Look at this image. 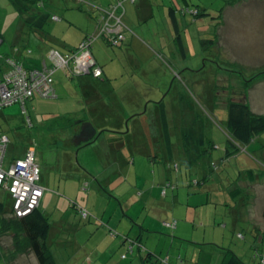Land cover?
<instances>
[{
  "label": "crops",
  "instance_id": "1",
  "mask_svg": "<svg viewBox=\"0 0 264 264\" xmlns=\"http://www.w3.org/2000/svg\"><path fill=\"white\" fill-rule=\"evenodd\" d=\"M76 1L82 3L83 0ZM86 1L91 5L102 8H109L111 5L113 6L118 2V0ZM163 3L164 2L161 0L123 1V16L121 19L126 26V29L123 30V40L117 46H111L106 40L98 38L92 42L90 48L92 57L102 70L100 78L96 79L91 75L75 76L67 69L63 68H57L52 74L55 94L53 97L45 99L56 100V105L59 109L63 110L64 113H73L74 116L76 114H82L85 117H90L91 121L71 120L70 125L72 123L74 125L77 124L74 128L64 129L62 127L61 130L65 136L64 140H66L64 143L66 147V163L63 173H58V176L51 177L43 170L41 164L38 166L39 185L43 188V195L40 200L39 208L47 216L51 229L48 244L50 246L54 243V239L56 241V238L58 239L61 236H65L69 239L72 250H74V252L71 253V257L79 252L81 248L87 250L80 264H96L95 262L100 260L102 261L100 264H166L165 261L167 264H200L198 258H196L197 261L193 260L194 256H190V262L184 259L187 257L188 253L187 247L184 248V256H181L179 253L175 254L172 248L168 251L166 250V252L164 250L169 240H172L171 245H173V243H176L175 241L177 238L179 240L182 238L188 239L189 231H194L193 227L187 226L190 224L188 221H176L174 219L176 203L183 204V201H185L186 207L192 209L196 214L198 211L197 208L202 206H206L211 215L213 212L218 211V208L222 211L225 210L224 212L229 210L230 212H235L234 222L236 224L241 223L249 229L250 240H248L247 245H250L249 249L252 250L250 263L260 264L259 255L264 252V219L261 215L264 205V195L261 199L262 208L260 214L258 212L253 214V203L251 201H253L254 191L245 186L248 184H250L248 186L258 185L259 183H257V181L264 180V173L262 175L253 173V169L250 168V163L247 161V159H250L247 157L245 159L243 153L244 150L251 148L253 145L252 142L259 135L248 145H241L239 149L229 157H225V147L227 143L223 149L222 156L221 153L219 154V162L222 165L227 162L231 164L232 160H241L240 166H238L241 171L237 172L234 181L230 177H226V181L230 178L231 182H223L219 173L214 174V171H218V168L213 161L209 162V159L213 155L210 151L199 154L200 160L195 164L196 173L199 175L200 179H193L189 182L187 171H182L180 168L174 167L179 175L174 179L175 181H172L173 171L170 173L167 171L166 167H156L155 163L160 159L168 160L169 157H175V149L182 147V141L190 142L192 140L191 136H180V138L177 139V144H175L173 142L176 130L174 128L175 125L172 124L169 126L166 118V111L160 109L159 105L161 102L152 103L154 106H159V112L154 114L155 126L152 127L149 125L146 127L143 123L145 118L144 115L146 114L142 113L143 110L140 111L143 106L140 99L137 98V93L130 91L129 94L118 96L114 89L112 90L109 88V85L113 83L112 79H140L143 66L146 69L148 67H154L153 64H155V66L161 65L152 48L137 41L134 33L149 32L150 34L151 31H145L144 27H146L150 21L154 20L155 8H158L160 4L163 5ZM174 6V4L170 5V7L174 8L173 13L176 18ZM91 7L92 6H90V8ZM161 10H165V7H162ZM169 11L170 9H168V13ZM97 15V11L95 10L93 11L91 9L90 12H88L89 20L86 26L80 25L82 29L75 28L78 32L75 36V40H71V36L69 35L73 34L72 26L63 23L61 18L56 16L58 20L52 21L57 22L58 25H56V27L60 31L62 30L65 37H63V41L60 42L62 43L59 45L60 47L55 49L65 53L68 52V50L78 47L87 36H91L96 31L98 25L96 19ZM66 34L69 35L67 36L69 40L66 39ZM26 35L27 43H29V41L31 42L34 38L35 42L38 41V46L45 49L46 53L45 51H41L42 59H40L41 61L39 64L41 65L44 63L48 66L50 64L49 50L54 47L45 48V43H47V41L38 39L37 36L30 33L28 29ZM95 42L99 43L93 49ZM134 42H137L138 45L133 46ZM23 45L24 47L28 46V44ZM107 46L111 47L112 50L116 49V51H109ZM136 47L144 52V59L142 56H139V54L138 57L127 55V52L135 50ZM181 47H178L180 59L177 60L174 52L171 53V58L173 63H176L179 68H184L188 66L190 62L187 63L186 48L185 45H183V41ZM15 58L24 65L26 63L29 66L37 65L34 64V59L31 58L29 54L25 55L22 53L21 56ZM1 59L3 60L4 58L1 57ZM1 59L0 73L6 70L4 60L2 61ZM126 60L130 63L128 64ZM143 60L145 65H143ZM125 62L129 65L131 71H124L125 68L123 65ZM177 76L178 79L181 78L180 75ZM145 77L146 79H150L149 74L144 75L141 79ZM107 79H109V81H107ZM131 86H135V83L132 81ZM38 98L41 97L33 95L28 101L31 102ZM120 99H124L125 102L130 105L134 104L135 107L130 109L122 107L119 102ZM71 103H75L76 108H71ZM0 116L2 118L6 117L4 108L0 110ZM141 121L142 123H140ZM84 124H90L93 127L95 138L90 144L79 143L75 145L72 143L71 139H75L80 132V128ZM0 134H4V132L0 130ZM262 134H264V132L260 135ZM200 139V130H198L197 134L193 136V140L199 141ZM76 146L82 147L81 156H79V152L76 154L77 157L73 156ZM171 147L175 148L172 154L169 152V148ZM30 149H32L33 155H35L34 147L27 146L22 155L16 159L23 158ZM259 151L264 158V145H260ZM155 152H157L161 158H157L158 156ZM179 155L181 154H177V156ZM187 156L185 155L184 161H186ZM154 158L158 160H154ZM201 159L204 164L201 163ZM12 160L14 159H9L6 164L9 165ZM161 162L160 160V163ZM168 163L167 161L165 165ZM251 164L253 165V163ZM135 168H140L144 170V172L136 173V171H132ZM150 168H153L152 173L148 171ZM167 168L170 169L168 165ZM183 174L185 177L187 176L186 179H184ZM184 180H186V184H184ZM197 181H201V183L196 185L195 183ZM226 183H229V185L227 186ZM245 183L246 185H243ZM179 184H181V186L185 185V188H188L191 184L199 187V189L189 193L190 189L184 191L183 187H178ZM89 187L91 188L90 191ZM142 189H144L143 191H145L146 195H150V198L153 199L152 201L154 204L150 206L153 207L155 205V207H157L154 211L159 213L158 222L153 220L151 216L146 215L145 218H149L150 221L147 222L144 218L143 222L139 224V219L135 218L137 215L133 217L125 210V207H128L127 203H131L128 196L133 200H137L138 196L140 195L141 197L143 193L138 192L136 195V192L142 191ZM101 191H108L110 195H105V193ZM182 191L184 192L183 194H181ZM71 194L75 195L73 199L64 196ZM153 196H155V198H152ZM239 196L247 197V202H245V199L240 200ZM114 199L117 200L118 204L113 203ZM249 199H251V201ZM59 203L62 205L64 211L69 208L71 213L66 211L68 214L53 218L54 204ZM77 207H84L91 216L90 220H82L76 211ZM9 208L8 206V209ZM143 208L144 205L141 206V209ZM74 214H76V216L71 219V216ZM97 219L99 220L97 221ZM190 225L192 226L193 223ZM202 226L203 228L200 229H203V236L199 238V240L203 242L206 241V243L214 246V237H210L209 239L206 237L209 229L212 234L217 233L222 242L224 241V231L221 228H218L216 231L214 226L211 227L207 225V221L201 222V227ZM110 230H112L111 233ZM127 230L134 236L137 234L136 238H130L126 234ZM115 231L120 232L122 235H119ZM165 232L172 233L170 239L167 238L168 236ZM128 237L129 239L136 240L137 243L131 244ZM236 237L240 240L244 239L243 235L240 233H237ZM199 240L191 238V241H194V243L200 242ZM257 241H259L260 244H258ZM59 242L61 244L65 242L68 243V241L61 242V240ZM254 243H257L259 247L254 248ZM89 246H91V248H89ZM105 249H107V251H105ZM243 253V251H240L241 255ZM122 255H125V258H122ZM146 256H148V258ZM222 258L223 254L220 253L212 257L207 256L205 260H208L207 264H221Z\"/></svg>",
  "mask_w": 264,
  "mask_h": 264
},
{
  "label": "rangeland",
  "instance_id": "2",
  "mask_svg": "<svg viewBox=\"0 0 264 264\" xmlns=\"http://www.w3.org/2000/svg\"><path fill=\"white\" fill-rule=\"evenodd\" d=\"M90 1L93 2V0ZM161 1L164 3L155 8L154 20L144 27L145 31H151L150 34L149 32L134 33L137 41L152 48L161 65L155 66L153 64L154 67L146 69L143 66L140 79H112L113 83L109 85V88L114 89L118 96L129 94L130 91L137 93V98L140 99L143 106L140 111L143 110L142 113L146 114L143 120L146 127L149 125L155 126L154 114L159 112V106H154L152 103L161 102L166 111L169 126L175 125L174 128L176 130L173 137L175 144H177V139L180 136L187 137L192 135L190 130L191 132L192 130L193 132L200 130V136L204 143L203 147L209 148L208 151L213 153L209 162L213 161L218 168V171H214V174L219 173L223 182H231V179L234 181L237 172L241 171L238 168L241 160H232L231 164L227 162L224 165L219 162V154L221 153L222 156L223 149L227 143V132L225 129L227 109L225 103L228 99L236 100L246 95L245 98L251 112L255 115H264V0ZM173 4L175 5L179 36L186 48L187 63L190 62L184 68H179L176 63H173L171 58V53L174 52L177 60L180 59L176 34L168 13V9L172 8L170 5ZM89 5L91 4L86 0H83L82 3L76 0H46L43 11L50 15V19L43 28L47 36L45 48H59V45L62 44L60 42L65 37L62 30L60 31L56 27L58 25L57 22L51 20L52 16H57L61 18L63 23L72 26L73 34L69 35L71 40H75V36L78 33L75 28L82 29L80 25L86 26L89 20L88 12L91 10ZM162 7H165L166 14L165 10H161ZM196 13L198 14L196 15ZM26 33L27 28L10 1L0 0V59L1 57L5 58L6 55L19 57L22 53L25 55L29 53V56L34 59V64L38 65L41 61L40 59H42L41 51L44 52L45 49L38 46V41L35 42L34 38L27 43ZM69 35L66 34V39L68 40L69 37L67 36ZM98 43L95 42L93 49ZM23 44H28V46L24 47ZM137 45V42H134L133 46ZM107 48L111 52L116 51V49L112 50L109 46ZM138 54L143 59L145 58L144 52L137 47L135 50L127 52L128 56L138 57ZM126 62L130 63L128 60ZM126 62L123 65L124 71H131ZM143 65H145L144 60ZM148 74L150 79H146V77L141 79ZM177 75H180L181 78L178 79ZM254 77L256 78L254 79ZM251 79L254 80L251 81ZM131 81L135 83V86H131ZM119 102L126 109L135 107L134 104L126 103L124 99H120ZM70 106L71 108H76L75 103H71ZM24 109L25 113L22 112L19 104H15L4 108L5 118L0 116V130L8 138L5 165H7L6 163L9 159H16L21 156L27 146H33L36 165L39 166L41 164L43 170L51 177L58 176V173L64 172L66 163V147L64 145L66 140H64L65 136L61 130L62 127L64 129L74 128L77 124L74 125L72 123L70 125L71 120L91 121L90 117H85L82 114H76L75 117L73 113H64L56 105V100L42 98L26 102ZM73 140L71 139L72 143L75 144ZM252 144L251 148L244 150L243 153L245 159L246 157L250 159H247V161L250 163V168L253 169L252 172L256 175H262L264 173V158L259 148L260 145H264V134L255 138ZM81 149L82 147L76 146L73 156L77 157L76 154L78 152L79 156H81ZM155 154L158 156L157 158H161L157 152ZM177 157L182 158L181 155ZM157 158H154V160H158ZM160 160L155 163L156 167H166L170 173L173 171L172 181H175L174 179L179 175L177 170L173 166L172 168L169 167L171 170L168 169L164 162L160 163ZM201 163L204 164L202 159ZM179 166L182 171H187L189 182L193 179H200L196 173L195 165L185 166L182 164V166ZM132 171H136V173L144 172L140 168H135ZM148 171L152 173L153 168ZM186 177L184 175V179ZM226 177L231 179L229 178L226 181ZM184 181V184H186V180ZM262 181H257L259 184L255 186L243 184L254 191L253 201L249 199L253 203V214L257 212L260 214L262 208L261 199L264 195V180ZM226 185L228 186L229 183H226ZM178 187H183L184 191L190 189L189 193L199 189V187L191 184L188 188H185V185L181 186V184ZM90 189L89 187V191ZM143 190L136 192V195L138 192L143 193L141 197L140 195L138 196L137 200H133L128 196L131 203H127L128 207H125V210L133 217L137 215L135 218L139 219V224L143 222L146 215L151 216L153 220L158 222L159 213L154 211L157 207L155 205L153 207L150 206L154 204L153 199L150 198V195H146ZM101 192L105 193V195H110L108 191ZM183 193L182 191L181 194ZM71 195L64 196L73 199L75 195ZM152 198H155V196ZM239 199H245V202H247V197L239 196ZM113 203L118 204L115 199ZM143 205L144 208L141 209ZM197 210L196 214L192 209L187 208L185 201H183V204L176 203L174 219L176 221L185 220L190 224L193 223L192 226L190 224L187 226L193 227L194 231H189L188 239L182 238L180 239L181 241L174 236L177 240L173 241L178 243L171 245L172 240H169L164 247L165 252L172 248L175 254L179 253L184 256V248L187 247V257L184 258L187 262H190V256H194L193 260L198 258L200 264H207L208 260H205L207 256L212 257L215 254H223L222 249H227L233 251L246 264H252L250 263L252 250L249 249L250 245H247L248 240H250L249 229L241 223L236 224L234 222L235 212H230V210L224 212L225 210L222 211L218 208V211L213 212L211 215L206 206L197 208ZM66 211L71 213L69 208ZM66 211L62 209L60 203L54 204L52 217L57 218L63 214L66 215L68 214ZM75 216L76 214L71 216V219ZM145 220L147 222L150 221L149 218H145ZM205 221H207V225L214 226L216 231L218 228L224 231L223 242L217 233L212 234L209 229L206 237L208 239L214 237V246L206 243V241L199 240L203 236V229H200L203 228V226L201 227V222ZM117 233L122 235L120 232ZM165 233L168 236L167 238L170 239L172 233ZM237 233L243 235L244 239H237ZM126 234L130 238H136L137 236V234L136 236L132 235L128 230ZM191 238L200 242L194 243ZM60 240L61 242L68 241V243L61 244ZM53 241L54 243L50 246L57 264H80L87 250L81 248L79 252L71 257V253L74 250H72L69 239L61 236L58 239L56 238V241L55 239ZM0 242L4 243L5 241L1 238ZM257 243L260 244L259 241ZM257 243H254V248L259 247ZM2 247H5V245ZM240 251L244 253L241 255ZM6 252L8 251H3V253ZM101 262L100 260L95 263L100 264ZM8 263L35 264L33 258L25 254L16 256L10 261L0 259V264Z\"/></svg>",
  "mask_w": 264,
  "mask_h": 264
},
{
  "label": "trees",
  "instance_id": "3",
  "mask_svg": "<svg viewBox=\"0 0 264 264\" xmlns=\"http://www.w3.org/2000/svg\"><path fill=\"white\" fill-rule=\"evenodd\" d=\"M9 1L16 10L19 18L24 22L28 31L33 35H36L38 39L47 41V36L43 30L45 24L50 19V15L43 11L46 0H9ZM90 6H92L91 9L93 11L94 10L97 11L100 8L105 10L109 9L94 5H90ZM110 7H112V5ZM173 12L174 9L170 8L169 15H170V20L173 24L174 33L176 34V40H177L176 43L178 47H181L182 41L179 36L178 25ZM197 14L198 13H196V15ZM52 17H56V16H52ZM52 17L51 20H53ZM51 50H57V49L51 48L49 51ZM68 51H73V49ZM3 60L6 69L8 68V61L23 67L24 69H26V71L27 70L29 71L31 69L40 66V64L36 66L33 65L29 66L27 63L24 65L22 62L17 60L13 55H9V56L6 55ZM256 77H254V79ZM254 79H251V81ZM245 97L246 95L236 100L228 99L227 102L225 103L227 109V121H226L225 129L228 137L225 157H229L230 155L234 154L241 145L242 146L248 145L256 136L264 132V115L253 114L247 104ZM159 106L160 109L163 111L164 109L163 104L160 103ZM191 134L192 135L190 136L192 140L190 142L182 141L181 148L179 149H175L172 147L169 148L170 154H172L175 149L174 151L175 152L174 154H176L175 157H169L168 160L161 159V161L164 162L165 164L168 161L169 163L167 165L170 168L171 166L175 168L177 167L180 168L179 165L182 166V164L185 166L195 165L196 162L200 160L199 154H201L202 152L203 153L208 152L209 148L203 147L204 143L202 138L199 141L193 140V136L197 134L196 130L194 132H191ZM179 153L181 154L182 158L177 157V154ZM185 155L186 156L188 155L186 161H184ZM200 183L201 181H197L195 184L198 185ZM11 205H12V201L9 195L6 192H0V239L2 238L5 241L4 243L0 242V259L2 258L4 260L10 261L13 260V258L16 256L25 254L31 256L35 264H57L53 251L48 244V239L50 238L51 229L47 216L42 212V210H40L38 206L30 214L21 218H16L11 216ZM8 206L10 207L9 209ZM76 211L82 220L84 221L90 220L91 216L84 207H77ZM82 211L87 212L85 217H82L81 215ZM261 215L262 218L264 219V205L262 208ZM111 232L112 230H110V233ZM129 242H131V244L137 243V241L134 239H129ZM3 245H5V247H2ZM4 250H7L8 252L3 253ZM122 256H124L123 258H125V255ZM146 257L148 258V256ZM259 259H260V264H264V252H262L259 255ZM165 263L167 264L166 261ZM221 264H246V263L243 262L240 259V257L235 255L232 251L223 249V258Z\"/></svg>",
  "mask_w": 264,
  "mask_h": 264
},
{
  "label": "built area",
  "instance_id": "4",
  "mask_svg": "<svg viewBox=\"0 0 264 264\" xmlns=\"http://www.w3.org/2000/svg\"><path fill=\"white\" fill-rule=\"evenodd\" d=\"M118 0L112 8L97 10V29L87 36L73 51L65 53L58 50L49 52V65L27 70L8 61V68L0 73V110L13 104L21 105L25 113V104L33 95L50 98L55 94L53 72L57 68L67 69L72 75H91L100 78L101 68L91 55L90 48L95 39L102 38L111 46H117L123 40L122 3ZM133 1V0H131ZM117 13V14H116ZM58 20L57 17H52ZM29 122V121H28ZM8 138L0 134V192H6L11 201V216L24 217L36 209L43 195L39 185V171L32 149L23 158L12 160L5 165ZM87 212L82 211V217ZM124 256H122L123 258Z\"/></svg>",
  "mask_w": 264,
  "mask_h": 264
},
{
  "label": "water",
  "instance_id": "5",
  "mask_svg": "<svg viewBox=\"0 0 264 264\" xmlns=\"http://www.w3.org/2000/svg\"><path fill=\"white\" fill-rule=\"evenodd\" d=\"M112 7H109V9ZM95 138V131L90 124H84L74 139L75 145L79 143L90 144Z\"/></svg>",
  "mask_w": 264,
  "mask_h": 264
}]
</instances>
